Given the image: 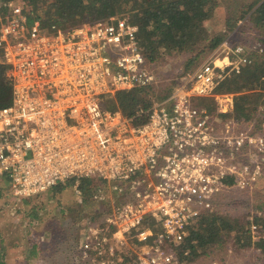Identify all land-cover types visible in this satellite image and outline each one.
Listing matches in <instances>:
<instances>
[{
	"label": "built area",
	"instance_id": "2783aa9c",
	"mask_svg": "<svg viewBox=\"0 0 264 264\" xmlns=\"http://www.w3.org/2000/svg\"><path fill=\"white\" fill-rule=\"evenodd\" d=\"M222 47V56L215 53L135 125L103 101L158 81L137 26L111 17L44 31L22 5H0V64L13 86L10 105L0 109V180L16 198L69 182L82 196L83 179L105 182L123 203L88 226L80 242L86 258L122 264L118 252L133 242L134 264H190L184 246L216 200L232 187L248 193L264 182V130L195 103L212 98L216 112L234 111V96L215 91L253 64L251 48ZM103 190L97 202L108 199Z\"/></svg>",
	"mask_w": 264,
	"mask_h": 264
},
{
	"label": "trees",
	"instance_id": "16d2710c",
	"mask_svg": "<svg viewBox=\"0 0 264 264\" xmlns=\"http://www.w3.org/2000/svg\"><path fill=\"white\" fill-rule=\"evenodd\" d=\"M11 2L23 6L29 14L30 22L40 20L44 31L53 26L68 31L85 23H96L127 12L129 18L124 19L138 27L142 53L154 72L159 71L157 67L160 63L170 64L176 57L183 58L186 61L184 71L169 81L172 84L159 82L158 86L120 92L103 101L104 109L120 111L125 117L134 119L135 125L148 120L147 111L155 101L168 98L184 84L195 72L189 71L190 66H198L209 53L222 56L227 50L222 47L225 41L232 48L236 45L251 48L247 55L253 64L244 68L240 74L226 77L215 91L216 94L234 96V111L231 115L216 112L212 98H199L195 103L219 119L229 117L243 125L253 123L255 129L264 126V0H244V3L233 7L236 10L230 11L224 21L225 32L222 30V34L214 36L204 23L214 17L217 0H0V5L4 7ZM240 22L242 25L239 26ZM237 27L238 32L248 28L252 30L255 42H231L228 33H237ZM231 58H234L233 55ZM8 69L5 63L0 64V109L12 101L13 86L7 75ZM178 76L180 79H177ZM163 91L167 93L162 94ZM232 181L230 179L228 182L232 184ZM106 186L107 183L95 178L83 179L80 183L81 197L84 201H90L99 189L106 192ZM235 189L232 187L229 191ZM220 212L214 209L202 217L199 229L191 232L183 252L189 251L195 260L207 249L223 248L227 239H235L234 244L243 249L255 248L262 257L259 260H264V221L259 222L261 218L257 217L260 216L256 214L258 233L257 240L253 242L248 223L242 224ZM122 264H131V260L123 259Z\"/></svg>",
	"mask_w": 264,
	"mask_h": 264
},
{
	"label": "rangeland",
	"instance_id": "374dc122",
	"mask_svg": "<svg viewBox=\"0 0 264 264\" xmlns=\"http://www.w3.org/2000/svg\"><path fill=\"white\" fill-rule=\"evenodd\" d=\"M242 3L244 0H217L214 17L204 23L209 33L213 36L222 34L226 16L230 11L236 10L233 7ZM115 17L127 19L129 13L124 12ZM238 25H242V22ZM236 31L237 33H228L231 42L235 44L255 42L253 40L255 34L249 28L238 32L237 27ZM213 55V53L207 54L198 66H190L189 71L193 73ZM185 63L186 61L180 57L174 58L170 64L160 63L157 67L159 71H153L158 76L156 85L159 82L172 84V81H169L184 71ZM177 79H180L179 76ZM165 93L167 91H163L162 94ZM262 127L258 130H264V126ZM106 189L109 194L108 203L105 202L106 200L103 201L105 203L97 202L94 195L90 201H84L69 183L60 184L57 188L33 197L16 198L13 196L9 182L0 180V264L2 262L4 264H94L81 252L79 243L88 233L89 225L101 223L105 219L107 209L114 202L123 203L120 198L116 199V194L112 193L109 186H106ZM224 193L216 200L215 207L224 216L234 218L242 224L248 223L247 227L250 229L253 224L257 225V218H261L259 222L264 221V182L257 184L248 193H243L239 189ZM256 214L260 217L256 218ZM251 232L255 242L258 231L251 229ZM227 241L223 248H209L195 260L193 254L189 252L188 262L190 264H264V260H259L262 257L255 248L243 249L234 244L235 239H227ZM136 247L135 243L131 242L129 246L118 252L119 257L122 260L130 259L131 264H134Z\"/></svg>",
	"mask_w": 264,
	"mask_h": 264
}]
</instances>
